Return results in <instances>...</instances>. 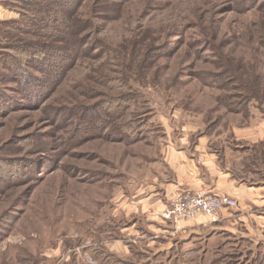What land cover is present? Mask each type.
I'll return each mask as SVG.
<instances>
[{"label":"rangeland","instance_id":"374dc122","mask_svg":"<svg viewBox=\"0 0 264 264\" xmlns=\"http://www.w3.org/2000/svg\"><path fill=\"white\" fill-rule=\"evenodd\" d=\"M3 1L0 264H200L164 155L264 128V0Z\"/></svg>","mask_w":264,"mask_h":264},{"label":"crops","instance_id":"0c3cea01","mask_svg":"<svg viewBox=\"0 0 264 264\" xmlns=\"http://www.w3.org/2000/svg\"><path fill=\"white\" fill-rule=\"evenodd\" d=\"M203 136L210 135L198 137L194 151L185 146L164 155L176 173L165 183V195L169 198L179 189L203 190L232 196L238 207L222 210L216 221L199 215L169 234L182 239L179 243L193 235L200 264H264V128L252 131L242 126L230 132L228 142L224 138L216 145L210 137L203 141ZM240 254L243 258L235 260Z\"/></svg>","mask_w":264,"mask_h":264},{"label":"built area","instance_id":"2783aa9c","mask_svg":"<svg viewBox=\"0 0 264 264\" xmlns=\"http://www.w3.org/2000/svg\"><path fill=\"white\" fill-rule=\"evenodd\" d=\"M172 193L168 200L169 206L161 212L165 221L192 220L199 215L216 221L222 210L238 207V201L226 194H210L205 191L189 193L179 190Z\"/></svg>","mask_w":264,"mask_h":264},{"label":"trees","instance_id":"16d2710c","mask_svg":"<svg viewBox=\"0 0 264 264\" xmlns=\"http://www.w3.org/2000/svg\"><path fill=\"white\" fill-rule=\"evenodd\" d=\"M14 1L15 0H4L3 2H1V3H3L4 5H9V6H11L12 8H14V6H16L15 4H13L14 3ZM17 1V0H16ZM19 1V0H18ZM57 1V0H56ZM79 0H72L71 2V6H69V2L68 1H66V0H64V1H62V0H60V2H59V6H56V10L54 11V13H53V17H54V19H55V17H57L58 16V18H61L59 15H63L64 16V14H65V12H63V10H65V11H69V10H72L73 8H74V6L77 4V2H78ZM19 5V4H18ZM60 5H63V7L62 6H60ZM17 7V6H16ZM60 8H62V9H60ZM68 8V9H67ZM41 13H43V14H46V13H48V12H45L44 10H41ZM52 13V12H51ZM63 13V14H62ZM65 17V16H64ZM13 20H9V21H2V22H0V31H1V28H3V26L5 25V24H15V22L13 21ZM55 21V20H54ZM64 24H65V22H64ZM64 24L62 25V26H64ZM44 26V25H43ZM41 27L40 28V33H39V35H42V37L44 36L45 37V33L43 34V32H42V30L43 31H45V30H48V28L50 27L49 25H46V26H44V27ZM62 26H58L57 28H56V32H57V34L53 37V38H60L59 36L61 35V30L63 29V27ZM19 30H20V28H19ZM19 30H17V31H19ZM5 38H7L8 37V39L10 38V36H7L6 37V35L4 36ZM11 45V44H10ZM12 46H10V48H11ZM14 47H16V46H14ZM17 47H19V46H17ZM13 48V47H12ZM0 64H3L4 65V62L3 63H0ZM4 68H7V67H4ZM252 73V72H251ZM249 76H250V74L249 73H247ZM247 74H246V76H247ZM237 84H238V86H239V88H241L242 90H244V97H242V98H244L243 99V104H247L248 103V101H251V100H255L256 99V97H257V99H258V101L260 102V103H262L263 101H264V99L262 98L261 99V97H264V82H263V78L261 79V77L259 76V74H255L254 76H252V74H251V77L250 78H246V79H244V80H242V81H238L237 82ZM263 86V87H262ZM262 101V102H261Z\"/></svg>","mask_w":264,"mask_h":264}]
</instances>
